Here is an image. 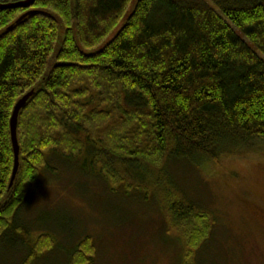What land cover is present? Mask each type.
Returning <instances> with one entry per match:
<instances>
[{
	"label": "trees",
	"instance_id": "1",
	"mask_svg": "<svg viewBox=\"0 0 264 264\" xmlns=\"http://www.w3.org/2000/svg\"><path fill=\"white\" fill-rule=\"evenodd\" d=\"M32 90L10 186L11 117ZM262 144L264 0H35L0 9V252L14 242L0 264H36L58 249L62 264H97L91 235L60 247L61 232L47 227L32 240L22 219L33 192L42 195L44 171L60 177L81 158L83 174L98 172L109 185V203L130 209L128 199L156 198L164 216L186 226L190 241L175 232L179 264L213 263L202 247L214 212L192 198L178 168Z\"/></svg>",
	"mask_w": 264,
	"mask_h": 264
},
{
	"label": "rangeland",
	"instance_id": "2",
	"mask_svg": "<svg viewBox=\"0 0 264 264\" xmlns=\"http://www.w3.org/2000/svg\"><path fill=\"white\" fill-rule=\"evenodd\" d=\"M83 161L81 158L73 163L78 169L61 170L60 177L46 178L44 171L36 184L42 195L34 191L30 203L22 209V219L32 230L31 239L36 240L48 227L62 233L60 242L64 245L60 247L77 244L87 235L94 237L99 250L97 264H179L182 246L176 236L183 233L189 241L192 238L186 226L175 225L166 209L164 216L156 198L147 206L139 201H143L141 198L128 199L130 209H121L122 202L109 203V185L98 172L90 177L83 174ZM157 176L155 172L156 183L160 180ZM178 176L186 187H192V198L214 212L216 225L202 247L204 252L211 251L207 254L213 259L210 264H264V144L260 151L250 154L181 166ZM88 187H92L91 194ZM115 226L118 233H111L110 228ZM167 226L174 230L166 232ZM71 230L76 235L71 236ZM8 244H3L7 246L2 249L4 254L0 252V262L14 251V242ZM58 250L46 253L36 264H62L63 254Z\"/></svg>",
	"mask_w": 264,
	"mask_h": 264
},
{
	"label": "water",
	"instance_id": "3",
	"mask_svg": "<svg viewBox=\"0 0 264 264\" xmlns=\"http://www.w3.org/2000/svg\"><path fill=\"white\" fill-rule=\"evenodd\" d=\"M35 0H24V1H19V2H10V3H0V9L5 10V9H12V8H18V7H30L31 5L34 4ZM32 10L20 17V20L25 18L29 13H31ZM34 94V90L31 92L27 93L25 96H23L15 105L13 114L11 117V134H12V142H13V147H14V154H15V164H14V169H13V174L10 182V186L13 185L17 172L19 170V165H20V146L18 142V136H17V127H18V119H19V114L21 110L26 106L29 98Z\"/></svg>",
	"mask_w": 264,
	"mask_h": 264
}]
</instances>
